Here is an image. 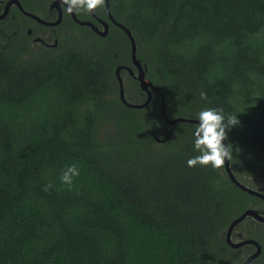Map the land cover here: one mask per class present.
<instances>
[{
  "label": "trees",
  "instance_id": "obj_1",
  "mask_svg": "<svg viewBox=\"0 0 264 264\" xmlns=\"http://www.w3.org/2000/svg\"><path fill=\"white\" fill-rule=\"evenodd\" d=\"M53 1L20 0L38 15ZM109 4L159 87L145 107L121 98L116 69L133 67L121 27L109 21L101 36L65 13L59 45L36 48L50 26L16 5L0 19V264H245L247 248H233L227 229L248 208L264 211V199L225 166L190 168L187 160L200 154L190 120L223 109L240 121L228 131L232 170L264 192L256 181H264V0ZM96 12L107 17L106 3ZM121 75L126 100L145 102L140 82ZM161 93L167 115L184 121H166ZM171 129L168 140L156 139ZM72 164L80 175L69 188L60 177ZM247 221L244 236L263 251L253 264H264V222L248 216L236 229Z\"/></svg>",
  "mask_w": 264,
  "mask_h": 264
},
{
  "label": "water",
  "instance_id": "obj_2",
  "mask_svg": "<svg viewBox=\"0 0 264 264\" xmlns=\"http://www.w3.org/2000/svg\"><path fill=\"white\" fill-rule=\"evenodd\" d=\"M12 5H16L24 14L32 17L33 19H35L36 21H38L39 23L45 24L47 26H57L59 25L62 20H63V6L61 4V0H54L51 7L52 8H56L58 10V15L57 18L53 21L50 20H46L45 18L41 17L38 14L32 13L30 11H27L23 5L21 4L20 0H8L3 12H0V19H3L7 16L8 12L11 9ZM106 7L107 10L109 12V18L110 20L116 24L117 26L121 27L129 36L130 42H131V60H132V66H126V65H120L117 67L116 69V75L117 78L119 80V84H120V91H121V98L123 100V102L131 107H136V108H141V107H145L147 106L153 96V91H159V89L157 88V86H155L149 79H147L146 77V73H147V66L145 64L142 63L141 59L138 57L137 53H138V46H137V42H136V38L134 37L132 31L125 26L123 23L118 22L114 16L112 15V13L110 12V4H109V0H106ZM93 14L95 15V12H93ZM73 19L79 23L80 25H87L90 28H92L94 31H96L99 35L101 36H107L109 33V27L110 24L109 22L105 21V20H100L102 22L103 27L100 28L98 27L93 21L91 20H83L80 19L76 13L72 14ZM30 34H31V30H29ZM41 38H36V41H39ZM122 69H126L130 75L132 77H134L135 79H137L140 82V86L142 88V91L147 93V98L145 100V102L140 103V104H133L130 103L126 100L125 97V90H124V80L123 77L121 75V70ZM162 96V115L164 116V118L166 119V121L170 124V125H175L177 122L179 121H184L185 119L183 117H176V118H170L167 113H166V106H165V98L163 96V94L161 93ZM190 121H194L198 123V120H193L191 119ZM172 132V129L169 133V135L164 138L161 139L159 137L156 136V139L158 141H162L165 142L166 140L169 139L170 134ZM224 144L227 146V140L224 141ZM225 169L227 171V173L229 174L230 179L236 184L238 185L241 189H243L244 191L255 195L257 197H260L262 199H264V192L261 190H258L256 188L250 187L248 185H246L245 183H243L242 181H240L234 174L232 168H231V164L230 161H226L225 164ZM247 216H252L254 219L264 222V214L261 212H258V210L255 209H247L245 210L240 216L236 217L232 223L230 224L228 231H227V241L228 243L233 247V248H240L248 243H252L255 246V250L254 252H252L246 259H245V264H251L252 261L254 259H256L261 251V245L259 244V242L256 239H246V240H242V241H233L231 239V235L233 233L234 228L240 223V221L244 220Z\"/></svg>",
  "mask_w": 264,
  "mask_h": 264
},
{
  "label": "clouds",
  "instance_id": "obj_3",
  "mask_svg": "<svg viewBox=\"0 0 264 264\" xmlns=\"http://www.w3.org/2000/svg\"><path fill=\"white\" fill-rule=\"evenodd\" d=\"M61 4L62 6H65L64 11L66 14L71 15L73 13H76L77 15H80L91 14L98 9L103 8L105 5V0H61ZM200 99H207V93L201 91ZM197 120L198 123L196 124L193 133L194 148L200 154L196 155L193 158H189L187 160V166L190 168H194L197 166H211L213 169L219 171L224 168L226 161H232L233 159V147L230 145L226 146L224 144V141L228 139V131L232 127L239 125V118L236 115L231 114L226 118L223 114V109L209 108L200 111L198 113ZM79 175L80 171L77 165L72 164L67 166L62 171L60 179L63 184L71 188L74 182V178L79 177ZM51 187L52 185L48 184L44 190L48 191ZM250 254L251 253H248L246 255V258ZM253 261H255V259ZM253 261L251 264H253Z\"/></svg>",
  "mask_w": 264,
  "mask_h": 264
},
{
  "label": "flooded vegetation",
  "instance_id": "obj_4",
  "mask_svg": "<svg viewBox=\"0 0 264 264\" xmlns=\"http://www.w3.org/2000/svg\"><path fill=\"white\" fill-rule=\"evenodd\" d=\"M105 3H106V0H105ZM64 7L65 6H63V20H64V17H65V11H64ZM106 10H107V7H106ZM110 12H111V10H110ZM55 14H56V18H57V15H58V10L56 9V8H52L51 6H50V9L48 10V12H41V17L43 16V18H49V17H54L55 16ZM91 16V17H90ZM100 15H98L97 14V12L95 13V15L93 14V13H91L90 15H89V19L88 20H91V21H93L98 27H100V28H102L103 27V25H102V22L100 21V20H107V21H110L111 23H113L111 20H110V18H109V12H108V10H107V17H102V16H100ZM71 17H72V14H71ZM55 18V19H56ZM73 18V17H72ZM54 19V20H55ZM62 20V21H63ZM98 23V24H97ZM100 23V24H99ZM42 24V23H41ZM114 24V23H113ZM45 25V24H44ZM114 25H116V24H114ZM58 26V25H57ZM57 26H50L52 29H50V28H48L42 35H37L36 36V38L37 37H39V38H41L39 41H36L35 39H34V47H36V48H38V45H40V44H43V45H45L46 47H48V48H54V47H57L58 45H59V43H60V39H59V37L57 36V28H55V27H57ZM110 28V27H109ZM28 33L30 34V32L28 31ZM30 35H33V30H31V34ZM256 210H258V209H256ZM258 212H261V213H263L264 214V211H259L258 210ZM236 232H237V229H235L234 228V230H233V235H231V239L233 240V241H235V242H237V241H239V240H237L236 238H234L235 237V234H236ZM227 235V234H226ZM226 238H227V236H226ZM247 238H245V239H242V240H246ZM241 239H240V241H242ZM247 245V246H246ZM246 245H244V246H242V247H240V249L241 248H247V254L248 253H251L250 252V249L251 248H253V244L252 243H248V244H246ZM250 245V246H249ZM253 245V246H252ZM249 247H251V248H249ZM249 248V249H248ZM244 254V253H243ZM246 258V257H245Z\"/></svg>",
  "mask_w": 264,
  "mask_h": 264
},
{
  "label": "rangeland",
  "instance_id": "obj_5",
  "mask_svg": "<svg viewBox=\"0 0 264 264\" xmlns=\"http://www.w3.org/2000/svg\"><path fill=\"white\" fill-rule=\"evenodd\" d=\"M50 21H53V20H50ZM49 28L52 29L51 27H49ZM109 29H110V28H109ZM64 32H65V33H66V32H69V30H66V31H64ZM256 181H257V186H258V188H263V187H264V181H263L261 178H259L258 176H256ZM248 223H249V224H248ZM242 225H243V226H242L241 229L237 228V232H236L235 237H234V238H236V239L239 240V241H240V239H241V240H242V239H245L246 236H244V233H245V232H249V229L252 228L250 222H244ZM246 227H247V228H246ZM253 229H256V230H257V227H254ZM239 230H240V231H239ZM259 233H261V237H263V233H264V231L260 230ZM253 251H254V248H251V249H250V252L252 253ZM240 255H243V254H240ZM262 262H263V261H262Z\"/></svg>",
  "mask_w": 264,
  "mask_h": 264
},
{
  "label": "bare ground",
  "instance_id": "obj_6",
  "mask_svg": "<svg viewBox=\"0 0 264 264\" xmlns=\"http://www.w3.org/2000/svg\"><path fill=\"white\" fill-rule=\"evenodd\" d=\"M45 3V2H44ZM2 5V4H1ZM104 8V7H103ZM112 9V8H111ZM101 13V12H100ZM103 13V12H102ZM23 15V14H22ZM87 15V14H86ZM90 15V14H89ZM102 16V15H101ZM68 17H70V16H68ZM88 17V16H87ZM91 17V16H90ZM100 17V16H99ZM109 22V21H108ZM63 24V23H62ZM70 24V23H69ZM68 24V25H69ZM98 24V23H97ZM100 24V23H99ZM61 25V24H60ZM71 25H72V23H71ZM65 26V25H64ZM52 27V26H51ZM35 29V28H34ZM33 30V29H32ZM81 30V29H80ZM59 32V31H58ZM65 35V34H64ZM63 35V36H64ZM143 61V60H142ZM122 65V64H121ZM129 66V65H128ZM147 75V74H146ZM128 76V75H127ZM149 79V78H148ZM151 82H153V81H151ZM134 83V82H133ZM139 83V82H138ZM136 85V84H135ZM131 86V85H130ZM134 86V85H133ZM158 87V86H157ZM159 88V87H158ZM127 90V89H126ZM135 90H137V89H135ZM163 94H164V92H163ZM142 96V95H141ZM143 97V96H142ZM137 98V97H136ZM166 98V97H165ZM145 100V99H144ZM142 101V100H141ZM138 103H140V102H138ZM151 104H152V102H151ZM166 106V105H165ZM152 107V106H151ZM154 108V107H153ZM153 110V109H152ZM108 124H110V123H108ZM169 125V124H168ZM114 126V125H113ZM112 126V127H113ZM112 130V129H111ZM103 134V133H102ZM81 143H82V141H81ZM82 146H83V144H82ZM87 146V145H86ZM89 154V153H88ZM87 154V155H88ZM132 155V154H131ZM141 155V154H140ZM96 156V155H95ZM132 157V156H131ZM130 157V158H131ZM135 158V157H134ZM127 160H129V159H127ZM133 164H134V162H133ZM243 164V163H242ZM131 165V164H130ZM235 167V166H234ZM129 168V167H128ZM232 168V167H231ZM238 168V167H237ZM241 171V170H240ZM243 171V170H242ZM262 171V170H261ZM236 173V172H235ZM262 173V172H261ZM249 174V173H248ZM255 180V179H254ZM245 181V180H244ZM251 183V182H250ZM255 200V199H254ZM256 202V201H255ZM257 203V202H256ZM259 203V202H258ZM255 204V203H254ZM256 209V208H255ZM263 210V209H262ZM241 213V212H240ZM250 218V217H249ZM232 220V219H231ZM230 222V221H229ZM248 222V221H247ZM249 224V223H248ZM230 225V224H229ZM240 225V224H239ZM252 225V224H251ZM243 226V225H242ZM256 226V225H255ZM247 228V227H246ZM240 231V230H239ZM251 231V230H250ZM256 232V231H255ZM225 233H226V231H225ZM250 235V234H249ZM252 236V235H251ZM251 236H250V238H251ZM256 237V236H255ZM247 246V245H246ZM250 246V245H249ZM240 249V248H239ZM249 249V248H248ZM234 250V249H233ZM247 250V249H246ZM246 250H244V251H246ZM263 252V251H262ZM241 253V252H240ZM235 257V256H234ZM263 257V256H262ZM261 257V258H262ZM260 258V259H261ZM264 258V257H263ZM229 259V258H228ZM258 260V259H257ZM262 260V259H261ZM254 263V262H253ZM263 263V262H262Z\"/></svg>",
  "mask_w": 264,
  "mask_h": 264
}]
</instances>
